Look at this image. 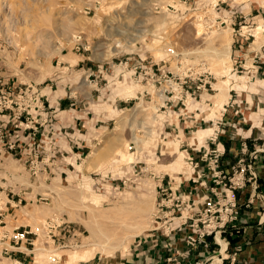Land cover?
<instances>
[{
    "label": "rangeland",
    "instance_id": "rangeland-1",
    "mask_svg": "<svg viewBox=\"0 0 264 264\" xmlns=\"http://www.w3.org/2000/svg\"><path fill=\"white\" fill-rule=\"evenodd\" d=\"M215 2L0 0V199L16 203L1 231L37 230L25 264L116 258L158 226V181L191 183L185 172L217 129L203 143L190 137L218 125L213 105L227 93L239 127L257 110L246 102L263 90L251 88L264 79V0H231L235 31L246 37L245 21L253 29L242 52L215 23ZM201 68L212 89L188 101L179 85ZM37 98L66 102L59 129L54 107L29 106Z\"/></svg>",
    "mask_w": 264,
    "mask_h": 264
},
{
    "label": "built area",
    "instance_id": "built-area-1",
    "mask_svg": "<svg viewBox=\"0 0 264 264\" xmlns=\"http://www.w3.org/2000/svg\"><path fill=\"white\" fill-rule=\"evenodd\" d=\"M229 1L231 2V0H216L211 4V8L222 15L216 18L215 23L218 26H229L232 29L233 42L238 41L239 49L236 52H242L249 47L246 45V41L253 37L251 33L253 29L251 25L245 24V21L241 29H246V37L235 31L236 6L233 2L227 3ZM224 6L227 9H224ZM170 8L173 7L170 6ZM169 53L170 56L172 51ZM257 57V53H255L251 60L250 80L254 79L261 69ZM195 75L183 78V82L179 85L180 88L186 89L185 98H187L186 93H189V96L200 97L201 94L212 89L211 79L204 69L201 68ZM178 101L181 102L182 99ZM46 103V99L39 100L37 98L29 106L39 112H45L46 106H49ZM216 128H219V124L216 125ZM34 137L35 133L32 137L28 135L27 139L34 140ZM216 140L217 134L209 138L211 144L216 143ZM40 142L42 141L40 140ZM133 148V145L128 146V151ZM14 150V144L8 146L9 152ZM224 154L225 151L219 143L214 144L213 148L204 150V153L198 152L196 161L193 163V170L197 169L196 172H193L195 177H190L187 180L195 185L191 189L185 187L181 190L180 185L176 188L169 184L164 185L163 178L160 179V184L157 186L158 193L162 198L157 205L155 215L158 226L151 232H156L165 238L178 236L179 241L189 250L202 248L205 257L196 259L192 264H224L225 261L228 264H235L236 256L241 251L240 245L231 246L232 240L236 238L238 222L241 218L236 193L249 185L251 193H255L254 197L264 201V195L256 193L259 177L258 166L261 161L260 155L264 154V147L249 150L247 144L243 142L238 159L234 165L230 166L229 172L221 165ZM191 159L190 161H192ZM15 206L16 203L11 200L2 204L0 199V245L2 254L8 257L14 252L30 253L29 247L34 244L33 238L38 234L37 230L33 231L28 226H13L10 231H1L6 226L5 220L12 217V213L9 214L8 210L14 209ZM163 207L170 210L161 213ZM53 228V219L47 221L43 226L50 239L53 237ZM218 239L225 243L223 254L220 253L222 246L218 243ZM175 254L181 256L179 251H176ZM170 260L169 258L167 261L170 262ZM172 262L179 264L176 260Z\"/></svg>",
    "mask_w": 264,
    "mask_h": 264
},
{
    "label": "crops",
    "instance_id": "crops-1",
    "mask_svg": "<svg viewBox=\"0 0 264 264\" xmlns=\"http://www.w3.org/2000/svg\"><path fill=\"white\" fill-rule=\"evenodd\" d=\"M249 11L250 16H252L254 12L258 10L251 5ZM256 17L258 16H253V19ZM261 26L264 27L262 24ZM255 82L256 83L252 85L251 89L257 91L259 88H263V90L260 92V96L256 94V96L253 97L252 103H250V101L246 102L249 107L251 106L254 110H257L254 114L250 113V115H248L249 120L246 121L245 124H242V127H239L241 122L230 115L227 109L223 108V106L228 103L226 93L225 100H223L224 104L221 106L213 105V108L217 107L218 111H223L222 117L221 115L219 116V118L221 117L218 123L219 128L214 126L215 128L198 129L190 137L191 144L203 143L204 139L212 133V130L217 129L215 132V134H217V140L214 144L219 143L225 151L221 159V165L227 172H229L230 166L234 165L238 159L243 142L247 144L249 150L264 147V79H257ZM47 101L50 108L54 107L53 112L56 113L55 124L58 125L57 129H59L62 118L61 116H57V112L61 107L66 105V102L63 101L60 104V100H57L53 106V98L51 101L48 99ZM192 107L194 108V106ZM225 107L228 108L227 105ZM234 123H237L238 126H235L236 124ZM58 143H60V141ZM214 144H211V148L214 147ZM76 151L77 152L74 154H81L78 150ZM260 160L258 166V190L256 193L264 195V154L260 155ZM193 172V170L188 169L185 172L186 178L184 179L186 180L191 177L194 174ZM173 181H175V184L172 180L165 182V184H169L173 186V188L180 185L183 189L185 187L191 189L195 186L192 182L185 184L183 183L184 181L181 183L175 179ZM158 182H160V180ZM254 195L255 193H251L249 185H247L244 190L236 193L241 218L238 222L236 238L232 240L231 246L240 245L241 251L236 256L235 264H264V201L256 198V196L254 197ZM12 212H14V210ZM12 217H16L15 214L12 215ZM176 251H179L181 256L176 255ZM27 256H29V253L21 251L11 253L9 257L2 255L0 264H25L28 262L26 259ZM204 257L205 252H203L202 248L199 247L195 250H189L179 241L178 236L165 238L156 232H150L135 240L128 250L119 254L116 258L101 261L100 259L96 260L94 257L82 261L80 264H173L172 261L174 260L178 261L179 264H192L196 259H202ZM169 258L171 259L170 262L167 261ZM224 264H228V262L225 261Z\"/></svg>",
    "mask_w": 264,
    "mask_h": 264
},
{
    "label": "bare ground",
    "instance_id": "bare-ground-1",
    "mask_svg": "<svg viewBox=\"0 0 264 264\" xmlns=\"http://www.w3.org/2000/svg\"><path fill=\"white\" fill-rule=\"evenodd\" d=\"M186 100H192L191 98H186ZM218 243L222 246V250L220 251V253L222 254V252H223V248H225V243H224V241L223 240H219L218 239Z\"/></svg>",
    "mask_w": 264,
    "mask_h": 264
}]
</instances>
